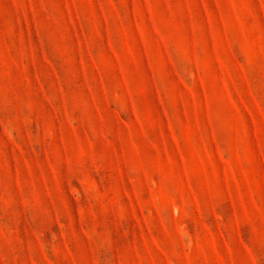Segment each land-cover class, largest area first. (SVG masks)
Listing matches in <instances>:
<instances>
[{"label": "rangeland", "instance_id": "374dc122", "mask_svg": "<svg viewBox=\"0 0 264 264\" xmlns=\"http://www.w3.org/2000/svg\"><path fill=\"white\" fill-rule=\"evenodd\" d=\"M0 264H264V0H0Z\"/></svg>", "mask_w": 264, "mask_h": 264}]
</instances>
